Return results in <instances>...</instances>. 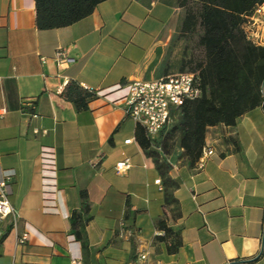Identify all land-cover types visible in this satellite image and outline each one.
Wrapping results in <instances>:
<instances>
[{"label":"crops","instance_id":"0c3cea01","mask_svg":"<svg viewBox=\"0 0 264 264\" xmlns=\"http://www.w3.org/2000/svg\"><path fill=\"white\" fill-rule=\"evenodd\" d=\"M182 19L177 0H105L39 30L34 0H0V169L15 173L8 200L19 213L1 225L0 264H264V108L210 126L201 167L173 139L159 168L126 114L129 80L181 72ZM57 49L71 60L59 65ZM70 81L93 89L86 108L62 95ZM124 158L131 166L118 175ZM81 191L92 215L86 254L69 220ZM160 218L180 237L173 253L157 239Z\"/></svg>","mask_w":264,"mask_h":264},{"label":"trees","instance_id":"16d2710c","mask_svg":"<svg viewBox=\"0 0 264 264\" xmlns=\"http://www.w3.org/2000/svg\"><path fill=\"white\" fill-rule=\"evenodd\" d=\"M105 0H34L35 23L39 30L59 29L88 16ZM184 16L180 25L183 34L198 33L197 46L202 56L189 61V71L198 76L200 96L185 100L176 114V121L166 132L162 147L175 139L182 157L193 167L205 146V134L210 126H233L248 111L264 108V46L247 40L243 23L264 0H177ZM62 95L72 101L77 109L87 107L94 96L75 81H70ZM135 138L141 148L159 168V153L154 149L144 128L137 124ZM235 142V141H234ZM236 144V143H235ZM237 147V145H235ZM81 204L70 214L72 233L87 253L85 227L92 219L86 191L80 192ZM167 203H174L171 192H166ZM163 235L159 241L170 239L168 250L173 253L181 241L165 219L156 222ZM8 228L0 238L7 234Z\"/></svg>","mask_w":264,"mask_h":264},{"label":"built area","instance_id":"2783aa9c","mask_svg":"<svg viewBox=\"0 0 264 264\" xmlns=\"http://www.w3.org/2000/svg\"><path fill=\"white\" fill-rule=\"evenodd\" d=\"M243 30L247 40L255 45L264 46V4L258 5L253 13L246 17ZM53 59L59 65L71 60L62 49L55 51ZM82 87L89 91L93 90L86 85ZM200 94L199 79L193 72H179L151 80L135 78L128 81L124 101L125 111L131 119L144 128L146 135L152 139L153 147L160 151L161 145L156 142V137L166 134L175 123L177 111L185 100L194 99ZM28 105L33 107L32 101H29ZM32 116L37 115L32 114ZM33 132L46 133L45 130L38 129H34ZM124 142L129 143L130 139ZM212 154L213 151L204 146L197 161L198 165L201 167ZM130 166L128 158L119 160L114 166L115 173L121 175ZM14 174L13 170L0 169V238L4 235V229L1 227L3 221L10 219L12 225H15L19 219L18 211L8 200ZM155 182L160 184V179H156ZM26 240V232L21 233L17 238L19 244H24Z\"/></svg>","mask_w":264,"mask_h":264},{"label":"rangeland","instance_id":"374dc122","mask_svg":"<svg viewBox=\"0 0 264 264\" xmlns=\"http://www.w3.org/2000/svg\"><path fill=\"white\" fill-rule=\"evenodd\" d=\"M183 16H184V12H183ZM197 36H198V33L183 34L180 32V30H178L176 34V38H175L176 44L178 46V49L181 51L180 55L182 56L181 61H180V66H181L180 71L181 72L189 71L188 62L189 61L192 62L193 60L200 59L202 56L201 50L197 46V43H196ZM186 63L188 65H186ZM163 148L164 147H162L161 149ZM156 151L159 152L158 150Z\"/></svg>","mask_w":264,"mask_h":264}]
</instances>
